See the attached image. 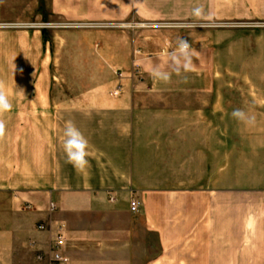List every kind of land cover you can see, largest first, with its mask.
<instances>
[{
  "label": "crops",
  "instance_id": "0c3cea01",
  "mask_svg": "<svg viewBox=\"0 0 264 264\" xmlns=\"http://www.w3.org/2000/svg\"><path fill=\"white\" fill-rule=\"evenodd\" d=\"M48 1L51 16L75 22L264 18V0ZM10 2L0 0V20L19 17ZM156 32L99 31L97 64L136 62L139 84L116 76L65 91L54 88L58 43L42 29H0L13 104L0 140V264H47L38 255L60 225L68 264H264V89L231 87L264 66V29L197 27L194 90L152 79L170 53ZM236 108L255 124L232 118ZM67 121L89 141L83 171L66 163Z\"/></svg>",
  "mask_w": 264,
  "mask_h": 264
},
{
  "label": "rangeland",
  "instance_id": "374dc122",
  "mask_svg": "<svg viewBox=\"0 0 264 264\" xmlns=\"http://www.w3.org/2000/svg\"><path fill=\"white\" fill-rule=\"evenodd\" d=\"M9 2L12 4V7L11 5L8 6L11 8L12 14H19V17L0 20V29L7 28L4 26L6 24L22 25L20 27H8L9 29H42L45 31V39L49 43H53L54 48L58 43V64L52 67L56 83L54 88L65 91L97 88L100 80L111 81L116 76L119 79L128 76L136 84L144 79V71L140 65L138 67L141 69V73L136 72L138 68L135 66L136 62L131 67L100 66L97 64L98 50L103 41V36H99L100 30L106 32L116 29L126 30L128 33L126 37L129 40L136 35L134 33L138 29L157 31L156 33L168 44L166 48L168 54L173 50L170 46L176 45L180 38L188 40L193 50L194 30L200 26L264 29V18L187 19L161 22L130 18L122 21L75 22L62 17L51 16L48 0H5L6 5ZM25 6L28 8L27 17L22 16ZM39 14H43V16L39 17ZM122 23L128 25L123 26ZM128 31H132L133 34ZM138 36L144 38V35L139 34ZM193 73L194 71L182 74L183 78L177 83L171 80L167 83L168 88L194 90L198 84L195 83ZM246 74V82L236 81L232 83L231 87L236 90L264 89V66L246 67ZM119 85L122 87V83L119 82L113 88L117 89ZM109 88L111 89V87Z\"/></svg>",
  "mask_w": 264,
  "mask_h": 264
},
{
  "label": "clouds",
  "instance_id": "9594fccd",
  "mask_svg": "<svg viewBox=\"0 0 264 264\" xmlns=\"http://www.w3.org/2000/svg\"><path fill=\"white\" fill-rule=\"evenodd\" d=\"M192 15L196 18H201L204 15L203 7H194L192 9ZM193 54L188 40L184 38L178 39L175 49L168 54V67L165 69L158 65L154 66L150 73L152 79L167 84L171 81L173 74L180 77L182 74L193 71ZM20 91L23 92V90ZM12 108L13 104L5 92L4 82L0 81V140L6 135V123L3 117L6 113L11 112ZM231 116L245 125H254L256 122V116L254 114H249L241 108L233 109ZM64 136L63 150L66 154V163L71 164L78 171H83L89 163L87 159L88 139L72 121L66 122Z\"/></svg>",
  "mask_w": 264,
  "mask_h": 264
},
{
  "label": "built area",
  "instance_id": "2783aa9c",
  "mask_svg": "<svg viewBox=\"0 0 264 264\" xmlns=\"http://www.w3.org/2000/svg\"><path fill=\"white\" fill-rule=\"evenodd\" d=\"M7 28L8 27H17L22 26L18 24H6L4 25ZM27 26V25H26ZM135 66L138 67L139 65L135 63ZM136 72L138 74L141 73V69L138 67L136 69ZM121 85L117 89H115V93H118L120 91ZM140 201L133 197L130 204V209L132 212H137L140 209ZM52 208H55V205H52ZM39 229H45L44 224H39ZM67 237L64 231L63 226H59L56 230L52 232L50 241H49V251L43 252L42 254L38 255V259L41 261H46L47 264H68V257L65 254L64 248L66 246Z\"/></svg>",
  "mask_w": 264,
  "mask_h": 264
}]
</instances>
